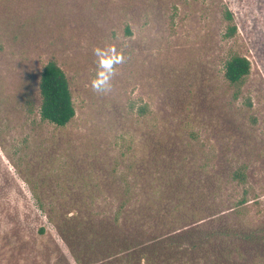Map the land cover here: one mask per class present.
Masks as SVG:
<instances>
[{
	"label": "rangeland",
	"instance_id": "1",
	"mask_svg": "<svg viewBox=\"0 0 264 264\" xmlns=\"http://www.w3.org/2000/svg\"><path fill=\"white\" fill-rule=\"evenodd\" d=\"M107 45L125 62L100 95ZM234 53L251 63L237 96ZM48 60L65 126L39 117ZM124 238L154 264H264V0H0V264H120Z\"/></svg>",
	"mask_w": 264,
	"mask_h": 264
},
{
	"label": "trees",
	"instance_id": "2",
	"mask_svg": "<svg viewBox=\"0 0 264 264\" xmlns=\"http://www.w3.org/2000/svg\"><path fill=\"white\" fill-rule=\"evenodd\" d=\"M222 18L226 23L224 36L231 38L237 31L236 24L233 22V14L228 7H224ZM251 70L250 60L241 54L234 53L228 56L224 62L223 75L229 84L234 86L237 96L240 86L245 82ZM39 107L38 113L42 121L52 123L55 126H65L75 116L76 110L72 98L70 84L64 70L54 61L48 60L41 71L38 83ZM251 104L248 100L247 104ZM230 179L237 186H242V193L237 201L238 205H244L248 201V193L250 191L247 181L246 166L242 165L230 172ZM129 198H123L117 210V217L127 213L128 209H124L129 205ZM135 216V218H134ZM137 214H131L129 217L136 219ZM127 220V219H126ZM134 243V240L131 242ZM124 247L133 245L136 254L133 252L125 257L120 264H154L150 255L143 248L137 249L136 244H130L125 238L122 240ZM145 255L144 261L141 257H137V253Z\"/></svg>",
	"mask_w": 264,
	"mask_h": 264
},
{
	"label": "clouds",
	"instance_id": "3",
	"mask_svg": "<svg viewBox=\"0 0 264 264\" xmlns=\"http://www.w3.org/2000/svg\"><path fill=\"white\" fill-rule=\"evenodd\" d=\"M93 55L96 58V69L95 76L90 81L91 89L96 94L107 95L112 91L117 66L125 62V56L112 45L94 47Z\"/></svg>",
	"mask_w": 264,
	"mask_h": 264
}]
</instances>
